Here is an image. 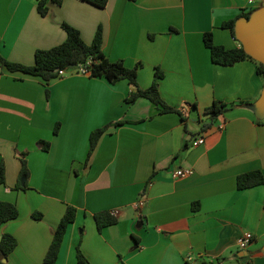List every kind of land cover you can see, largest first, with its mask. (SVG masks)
<instances>
[{
	"label": "crops",
	"instance_id": "crops-1",
	"mask_svg": "<svg viewBox=\"0 0 264 264\" xmlns=\"http://www.w3.org/2000/svg\"><path fill=\"white\" fill-rule=\"evenodd\" d=\"M0 0V53L32 65L38 49L67 37L63 23L91 44L103 29V52L128 67L141 63L138 84L150 87L160 67V93L183 110L160 113L127 79L111 83L78 70L51 81L0 65V200L20 215L0 225L18 244L1 264H42L68 205L78 209L57 264H76L77 246L91 264H264V185L240 189L239 175L264 174V118L254 110L264 77L254 61L214 63L204 34L227 48L239 46L224 23L264 0ZM215 101L234 105L203 130ZM248 103H251L250 105ZM89 156L90 136L112 122ZM59 124L58 133H55ZM223 127L221 128V126ZM200 136L205 143L194 146ZM41 141L50 142L44 150ZM187 145V146H186ZM26 153L30 176L20 182ZM193 169L174 178L176 169ZM139 200L142 206H137ZM118 210L99 229L96 213ZM35 212L43 217L36 219ZM255 240L242 249L238 239ZM2 256V255H1Z\"/></svg>",
	"mask_w": 264,
	"mask_h": 264
},
{
	"label": "trees",
	"instance_id": "trees-1",
	"mask_svg": "<svg viewBox=\"0 0 264 264\" xmlns=\"http://www.w3.org/2000/svg\"><path fill=\"white\" fill-rule=\"evenodd\" d=\"M57 4H62V0H54ZM98 7H105L109 0H86ZM38 9L42 15L48 13L45 0H39ZM256 10L251 9L244 13L243 17L250 18ZM237 20L233 19L224 23V27L232 30L233 36L235 33V25ZM63 28L66 30L67 37L65 41L57 46L49 49H38L35 53V62L32 65H26L19 62H13L6 59L0 53V65L10 71H20L23 73L40 76L46 81H51L61 75V71L78 70L80 67H86L90 76L101 77L107 79L111 83H116L122 79H127L136 90L127 98V102L134 103L138 98L145 97L151 100L159 107L160 113L178 112L183 114V110L169 105L161 96L160 81L164 77L163 70L158 67L155 74V79L152 85L146 89H142L138 84L139 69L142 66L138 63L134 67H128L123 60L113 61L106 57L103 52V29L99 27L95 38L91 44L87 43L80 30L76 27L63 23ZM205 45L210 49L211 57L214 63L221 65H233L239 61L249 59L256 63L257 70L264 77V64L256 61L252 56L246 53L242 46L227 48L223 45H218L214 41L212 32L204 34ZM74 64V68L70 65ZM249 105L251 103H248ZM234 105L223 101H215L210 107L205 109V112L211 115L210 121L203 124L202 129L205 130L211 127L220 115L230 110ZM126 121L112 122L106 126L97 128L90 136L89 156L96 149L102 135L114 125H121ZM59 124L56 126L55 133H58ZM44 150L50 149V142L41 141ZM187 146V145H186ZM22 169L20 173V182L24 180V185L20 183L18 187L26 188L27 180L30 176L26 153L21 157ZM6 183V169L4 163L0 165V184ZM238 187L240 189L253 187L256 185H264V174L261 170H254L241 174L237 178ZM78 209L73 205H68L66 211L61 218L57 228L54 230L52 242L44 257L42 264H57L60 251L66 237L69 226L76 221ZM20 215V211L16 203L6 200H0V225L16 219ZM34 217L41 219L43 214L35 212ZM98 228L101 230L104 227L117 222L115 216L110 211H103L95 215ZM18 240L11 234L5 233L0 240V256H8L17 246ZM1 264V262H0ZM76 264H91L87 256L81 250L80 245L77 246V263Z\"/></svg>",
	"mask_w": 264,
	"mask_h": 264
},
{
	"label": "water",
	"instance_id": "water-1",
	"mask_svg": "<svg viewBox=\"0 0 264 264\" xmlns=\"http://www.w3.org/2000/svg\"><path fill=\"white\" fill-rule=\"evenodd\" d=\"M235 33L246 53L264 64V10L254 13L250 18L241 17L235 25ZM75 65H70L74 68ZM258 117L264 118V90L254 104ZM0 260L6 261L5 255Z\"/></svg>",
	"mask_w": 264,
	"mask_h": 264
},
{
	"label": "built area",
	"instance_id": "built-area-1",
	"mask_svg": "<svg viewBox=\"0 0 264 264\" xmlns=\"http://www.w3.org/2000/svg\"><path fill=\"white\" fill-rule=\"evenodd\" d=\"M249 2L251 4H253L255 2V0H249ZM233 40L238 41L239 46H242L241 42L238 40V38L236 37V35L233 36ZM62 72L63 71H61V73ZM79 72L82 73V74H90L89 70L86 67H84V66L80 67ZM222 127H223V125L221 126V128ZM203 143H205V137L204 136H200L198 139H196L193 142V145L194 146H197V145H200V144H203ZM193 172H194L193 169H182V168H180V169H176V170L172 171V176L174 178L185 177V176L191 175ZM142 205H143V201L142 200H139L138 203H137V206H142ZM110 213L113 216H117L118 213H119V211L118 210H112V211H110ZM254 240H255V238H254L253 233H251V232H245L238 239V244H239V246L242 249H247ZM186 261H187V264H196L197 263L195 257L192 256V255H189L187 257Z\"/></svg>",
	"mask_w": 264,
	"mask_h": 264
},
{
	"label": "rangeland",
	"instance_id": "rangeland-1",
	"mask_svg": "<svg viewBox=\"0 0 264 264\" xmlns=\"http://www.w3.org/2000/svg\"><path fill=\"white\" fill-rule=\"evenodd\" d=\"M68 71V70H67Z\"/></svg>",
	"mask_w": 264,
	"mask_h": 264
}]
</instances>
